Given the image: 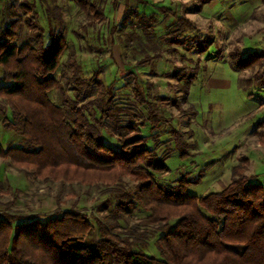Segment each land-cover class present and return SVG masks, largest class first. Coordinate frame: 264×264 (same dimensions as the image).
Segmentation results:
<instances>
[{
  "label": "rangeland",
  "instance_id": "obj_1",
  "mask_svg": "<svg viewBox=\"0 0 264 264\" xmlns=\"http://www.w3.org/2000/svg\"><path fill=\"white\" fill-rule=\"evenodd\" d=\"M91 2L95 3L97 12H102L105 21L85 30L83 26L88 19L74 0H0V28L17 16L21 28L16 43L36 46L26 24L33 18L44 28L47 44L49 28L45 9L47 6L61 9L68 49L56 77L60 78L72 53L81 65L82 79H89L102 70L101 81L105 87L114 83V102L124 109L119 124L136 128L134 132H118L114 130L115 124L108 121L102 129L105 144L117 148L120 137L138 133L146 138V147L157 148L159 156L169 155L168 170L155 173L158 184L172 188L185 177L189 183L187 192L203 196L228 186L232 170L238 166L243 171L246 169L249 177L256 176L255 182L264 185V88L250 87L256 75L264 73V59L249 70L232 69L233 57L240 59L252 53L264 55V0H256V8H250L248 0H214L199 14L193 13L196 0ZM22 5L31 7L30 14ZM158 5L176 11L195 24L196 30L185 34L189 36L185 45L166 43L176 20L160 12ZM130 8L140 14L154 13L157 21L152 23L148 36L139 15L132 14ZM118 10L123 12L117 18ZM209 39L212 42L209 50L199 53ZM175 72L177 78L172 76ZM194 72L197 78L185 100L182 91L186 82L179 77L188 78ZM2 74L0 69V86L6 84ZM60 80L72 102L87 105L95 103L99 97L97 87L89 93L81 89V85L69 82L67 77ZM137 87L141 88V94ZM49 98L59 107L65 105L63 95L57 90L52 91ZM5 113L11 118L0 97V143L5 149L10 146L29 149L27 140L4 126ZM87 114L92 120L101 117L96 106H90ZM183 152L186 153L184 157L181 156ZM136 186L128 177L111 185L47 183L0 158V211L9 208L23 215H48L73 208L84 211L91 216L94 228L86 240L76 243L77 246H92L99 241L94 217L106 222V217L116 207L119 194L135 195ZM137 206L138 210L130 219L120 221L119 232L124 236L150 214L139 202ZM137 231L136 236L130 237L136 240L134 248L160 258L156 241L164 231L158 225Z\"/></svg>",
  "mask_w": 264,
  "mask_h": 264
},
{
  "label": "trees",
  "instance_id": "obj_2",
  "mask_svg": "<svg viewBox=\"0 0 264 264\" xmlns=\"http://www.w3.org/2000/svg\"><path fill=\"white\" fill-rule=\"evenodd\" d=\"M196 1L194 14L201 13L214 0ZM74 2L88 19L83 26L85 30L105 21L91 0ZM21 7L30 14V6ZM158 10L176 20L166 43L185 45L189 37L185 34L196 30L192 20L164 5ZM129 11L139 15L148 36L152 23L157 21L154 13L140 14L131 8ZM45 14L49 28L47 44L44 28L33 18L26 24L36 46L16 43L21 28L17 16L0 28V69L6 83L0 86V97L11 113V118L4 114L3 123L30 145L27 150L12 146L5 149L0 143V158L40 181L59 182L63 186L66 183L111 185L128 177L136 182V194H119L106 222L94 217L100 236L92 246L76 245L86 240L94 228L91 216L84 211L61 209L48 215H23L9 208L0 211V264H264V185L255 182L256 176L249 177L246 169L236 166L231 183L222 191L193 195L187 192L189 183L185 177L172 188L158 184L155 173L168 170L169 155L159 156L157 148L146 147L145 137L133 133L120 137L117 148L105 144L102 129L108 121L115 124L114 130L118 132L136 128L119 124L124 109L114 102V83L105 87L100 79L102 70L82 79V68L74 53L68 57L60 78L67 77L89 93L97 87L99 97L87 105L69 99L60 78L56 77L68 49L62 12L58 7L47 6ZM210 40L199 53L209 50ZM262 59L264 55L260 53L240 59L233 57L232 69L249 70ZM172 76L177 78V73ZM179 78L186 82L182 92L187 100L197 73ZM254 85L264 88V73L256 75L250 87ZM136 89L141 94V88ZM54 90L63 95L64 106L50 100L49 94ZM79 93L80 100L82 90ZM90 106L100 111L99 120L90 119L87 114ZM152 115H155L153 110ZM185 155L181 153L182 157ZM137 202L150 214L124 236L119 232L120 221L132 217L138 210ZM157 225L164 231L156 241L160 258L136 250V240L130 239L137 235L138 229Z\"/></svg>",
  "mask_w": 264,
  "mask_h": 264
},
{
  "label": "crops",
  "instance_id": "obj_3",
  "mask_svg": "<svg viewBox=\"0 0 264 264\" xmlns=\"http://www.w3.org/2000/svg\"><path fill=\"white\" fill-rule=\"evenodd\" d=\"M248 1H250L251 2V5H250V8H256V7H258V3L256 2V0H248ZM161 6H163V5H158V7H161ZM119 12H117V18L120 16V15H122V12L124 11V9H123V11L122 12H120V10H118ZM118 13H120V14H118ZM184 17V16H183Z\"/></svg>",
  "mask_w": 264,
  "mask_h": 264
}]
</instances>
